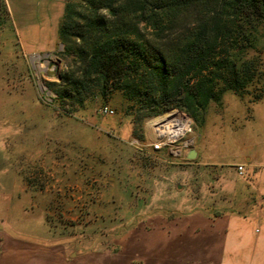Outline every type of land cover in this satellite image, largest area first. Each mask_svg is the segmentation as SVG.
<instances>
[{"label": "rangeland", "instance_id": "1", "mask_svg": "<svg viewBox=\"0 0 264 264\" xmlns=\"http://www.w3.org/2000/svg\"><path fill=\"white\" fill-rule=\"evenodd\" d=\"M26 6L11 10L7 0H0L2 232L115 253L123 247V233L158 207H174L172 215L191 213L227 197L200 171L190 190L175 191L173 201L165 190L155 194L143 171H151L156 153L145 148L155 139L151 120L166 110L129 99L122 90L102 93L92 82L75 88L74 81L82 79L79 57L74 51L65 54V45L53 38L56 17L62 14L61 24L64 12ZM29 18L38 28L25 27ZM244 35L230 58L246 85L234 91L218 84L219 98L205 111L174 107L194 119L192 134L198 138L200 133L206 150L220 153L223 161L264 138L263 117H252L253 105L264 100V23L249 26ZM104 105L115 114L101 115Z\"/></svg>", "mask_w": 264, "mask_h": 264}, {"label": "trees", "instance_id": "2", "mask_svg": "<svg viewBox=\"0 0 264 264\" xmlns=\"http://www.w3.org/2000/svg\"><path fill=\"white\" fill-rule=\"evenodd\" d=\"M259 22L264 0H80L65 5L58 34L80 60L75 88L92 82L166 112L205 111L218 84L246 85L230 50Z\"/></svg>", "mask_w": 264, "mask_h": 264}, {"label": "crops", "instance_id": "3", "mask_svg": "<svg viewBox=\"0 0 264 264\" xmlns=\"http://www.w3.org/2000/svg\"><path fill=\"white\" fill-rule=\"evenodd\" d=\"M7 1L11 10L27 4L26 10L57 14L64 12L67 0ZM60 17H56L57 32L53 34L58 40ZM36 23L29 18L25 27L38 28ZM263 104L264 100L253 105L255 120H264ZM189 138V150L179 154L155 151L148 142L145 150L155 152L156 161L151 171L150 167L143 171V179L151 182L155 194L165 190L163 194L173 199L175 191L184 195L190 190L192 179L198 176L194 173L200 171L204 181L214 184L216 192L221 189L226 198L191 213L172 215L174 207H158L156 213L141 218L132 230L123 233L119 238L123 247L115 253L45 244L0 229V264H264V138L227 161L220 153L206 150L200 133L198 138L195 134ZM192 149L196 157L189 158ZM239 164L244 167L243 174L237 169Z\"/></svg>", "mask_w": 264, "mask_h": 264}, {"label": "built area", "instance_id": "4", "mask_svg": "<svg viewBox=\"0 0 264 264\" xmlns=\"http://www.w3.org/2000/svg\"><path fill=\"white\" fill-rule=\"evenodd\" d=\"M100 113L111 116L115 114V111L109 105H104L101 107ZM151 125L155 135L151 144L153 150L165 149L179 154L190 148L192 139L189 136L194 132V119L185 111L179 109L165 111L151 120ZM237 169L240 174L244 173L242 165L239 164Z\"/></svg>", "mask_w": 264, "mask_h": 264}, {"label": "water", "instance_id": "5", "mask_svg": "<svg viewBox=\"0 0 264 264\" xmlns=\"http://www.w3.org/2000/svg\"><path fill=\"white\" fill-rule=\"evenodd\" d=\"M196 157V151L192 150L191 153L189 154V158H194Z\"/></svg>", "mask_w": 264, "mask_h": 264}]
</instances>
